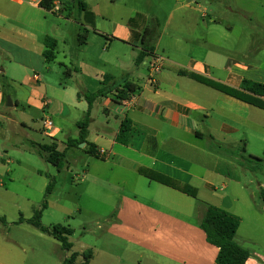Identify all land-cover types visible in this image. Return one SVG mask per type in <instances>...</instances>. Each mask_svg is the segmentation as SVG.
<instances>
[{"label":"rangeland","instance_id":"rangeland-1","mask_svg":"<svg viewBox=\"0 0 264 264\" xmlns=\"http://www.w3.org/2000/svg\"><path fill=\"white\" fill-rule=\"evenodd\" d=\"M84 1L88 4H97L99 1L114 4L111 3L112 0ZM126 3L129 7H126ZM5 4L15 3L0 0V6ZM75 8H78L77 4L73 8V15L79 17L78 10L75 14ZM115 8L114 19L119 23L127 17V11L131 8L146 16L153 28H157L158 24L168 23L163 44L170 45L180 39L181 50L170 45L163 55L176 57L187 65L189 55L197 56V48H204L216 53L211 60L215 65L212 72L214 80L226 79L227 70L224 65L226 68L238 63L247 66L246 78L264 83V0H117ZM214 18L216 22L213 21ZM82 21L86 19L82 18ZM105 21L110 22L107 19ZM204 22L210 28L204 27ZM196 23L200 26L196 27ZM78 28L80 33H77ZM81 34L87 35L82 25L72 23L69 32L65 33L66 41L59 42V60L47 63L42 74L49 81L67 87L73 97V88L82 80L77 79L76 69L73 76L65 74L64 67L60 65L62 60L73 68L84 60L105 71H118L121 63L117 58L119 56L126 64L133 63L137 68L136 56L132 55L135 49L132 46L128 48L118 44L117 48L104 55L105 44L90 41L82 44ZM136 52L139 53L137 49ZM101 55L103 60L108 59L110 63L106 64L99 59ZM148 65H141L137 72L136 77L141 82L148 78ZM180 71L188 70L182 68ZM184 81L185 85L195 84L187 77ZM249 108L250 110L241 112L242 116L246 115V119L215 114L216 118H225L235 128L222 145L210 139L191 140L183 136L184 144L193 145L192 150H195L194 146H199L223 154L219 155V161L213 160L219 168L218 172H202L205 170L194 166L195 171L202 170L200 175L215 181V186L207 190L204 181L200 180L202 178L192 180L195 181L193 185L202 189L199 198H195L160 183H149L146 177L131 166H116L114 158L96 156L79 148L70 149L65 167L58 170L55 165L46 161L34 144L48 141L41 128L43 113L37 112L35 121L30 120L27 122L28 126L24 127L20 119L23 116L21 108L5 107L7 117L0 119V214L6 217L7 223L0 221V264H63V258L71 254L53 237L28 222L18 223L21 216L32 218L45 199L48 200V206L43 210V224L49 227L61 224L72 228L70 240L74 243L73 249L83 252L92 248V264H156L148 257L150 251L145 243L146 236H152L153 241L155 237L163 238L166 251L173 257L180 256L177 248H186L190 255L193 254V257H187L190 264L196 263L194 255L199 251L201 257L210 261L211 253L202 246L199 248L193 238L191 241L186 225L198 220L197 210L205 203L225 210L222 205L228 207L230 203H237L234 207L236 215L241 218V225L236 240L250 249L251 256L256 254L263 259L264 109L254 106ZM29 114L33 115V112ZM95 114L100 120L109 117L111 125L116 123V114L108 115L103 108L95 111ZM136 143L139 145L141 142L138 139ZM216 144V147H212ZM66 146L61 144V149ZM192 150L194 155L195 151ZM185 151L188 152L187 146ZM236 153L241 157L242 166L232 161L234 157L227 155ZM191 163L193 161L187 158L182 161L187 166ZM48 175L57 177V185L46 198L50 180ZM182 177V181L190 182L189 177ZM223 180L228 182L229 188L223 187ZM148 184L157 188H150ZM135 192L140 199H154L153 203L162 210L174 211L172 218H160L164 228L156 231L150 229L153 222V214L150 212L134 214L129 210L121 215L122 205L127 201L122 195H134ZM120 215L133 220L135 225L114 234L112 228L123 222ZM168 225L172 226V230L167 229ZM139 231L145 237H139ZM81 260L84 258H80Z\"/></svg>","mask_w":264,"mask_h":264},{"label":"crops","instance_id":"crops-1","mask_svg":"<svg viewBox=\"0 0 264 264\" xmlns=\"http://www.w3.org/2000/svg\"><path fill=\"white\" fill-rule=\"evenodd\" d=\"M10 2L15 4L0 6V119L7 117V111H4L5 107L21 108L23 115L20 117L23 122L21 124L26 127L28 126L27 122H30V120L35 121V114L41 112L43 113V122L46 118H51L54 122L51 129L45 128L44 123L41 127L48 140L46 143L56 141L61 149V144L67 145L70 139L79 138L80 128L77 122L85 116L88 110L87 100L78 96V86H83L89 92H98L103 88H110L111 91L107 96L98 99L94 103L86 141L80 143L81 145L70 147L67 151V157L72 148L89 151V144H94L97 151H107L105 156L102 157L114 158L113 163L116 166H131L139 174L146 177L149 183L160 182L142 174L140 172L141 168L156 170L174 178L181 184L194 186L198 190V196L195 198H199L202 189L193 185L195 181L192 180L202 178L200 180L204 181L207 190L215 186V181L206 178L205 175H200V171L218 172L219 168L213 160L215 162L219 161V155L223 156V154L205 147L199 148V146H194L195 150H192L193 145L190 143L184 144L183 136L191 140L210 139L222 145L228 140L235 128L225 118L221 120L216 118L215 114L246 119V115L242 116V110H250L249 106L254 105L181 73L180 70L186 68L190 72L214 79L212 78V72L215 65L211 62L216 56L214 51L205 50L204 48L199 49L197 45L199 52L197 56L200 57L189 55L187 65H184L176 57L163 55V52L164 54L167 53L168 47H171L170 45L181 50L179 46L180 39H176L170 45L169 43L163 44V37L168 23L158 24L157 28H153L148 23L147 17L135 8L129 9L127 17H124L122 22L119 23L114 19L117 0L111 1V3H114L113 5L101 1L97 4L85 2L87 10L94 14V20H91L85 11H81L80 0H70L69 2L53 0L51 9L41 6L40 3L35 5ZM76 4L78 8H75V14L78 10L79 17L73 15V8L76 7ZM126 7H129L127 3ZM82 18L86 21H82ZM106 19L110 22L105 21V23L104 20ZM213 21L216 22V18ZM72 23L82 25V28L87 32L86 40L82 44L89 43V41L105 44L103 46V50H106L104 55L117 48L118 44L128 48L132 46L135 49L132 55L135 54L136 56L135 65L137 68L133 63L126 64L119 56L117 58L121 63L118 71L112 69L105 71L102 67L84 60L73 68L62 60L60 65L64 67L65 74L73 76L76 69L78 72L77 79L82 80L73 88L74 97L67 87L61 86V83L59 85L57 82L49 81L47 77H43L42 74L45 72L47 63L59 60V42L66 41L65 33L69 32ZM195 25L196 27L200 26L199 23ZM204 27L208 29L210 25L204 22ZM79 31L78 28L77 33H80ZM47 37H53L57 40L53 60H48L45 56V51L48 49ZM136 49L139 53L136 52ZM153 54L164 57L162 70L156 74L158 80L156 84H153L150 80V62ZM102 58L101 55L99 59ZM103 62L110 63L108 59L103 60ZM141 65H148L149 71L148 78L143 82L136 77ZM224 69L227 70L226 79H216L224 84L240 88L242 80L246 78L247 66L237 63L234 66L228 65L226 68L224 65ZM185 77L190 78L195 84L188 83L189 85H185ZM128 82L137 85L135 92L130 96L135 97V104L132 107L123 106L115 98L119 92L117 88ZM8 96L12 100L11 106L8 104ZM101 108L108 115L116 114L114 125H111L109 117L106 120H100L97 117L95 111H99ZM25 111L29 113L32 111L33 115ZM55 120L57 121L56 125ZM125 120L130 121L131 128V137L128 144L117 141V136ZM16 123L19 124L17 121ZM137 138L141 142L139 145L136 143ZM34 144L38 146L45 143L36 142ZM185 146H187L188 152L185 151ZM190 149L193 152L195 151L194 155ZM227 155L234 157L235 159H232V161L242 166L241 157H238L239 154ZM184 158L193 161V163L188 164V166L182 164ZM195 165L202 170L195 171ZM183 175L189 177L190 182L182 181ZM222 182L225 189L229 188L228 182H224V180ZM160 184L188 195L177 188L163 183ZM148 186L157 188L152 184H148ZM161 191H164V188H161ZM122 197H125L127 201L122 205L121 215L129 210L134 214L150 212L153 214V222L150 226L152 231L164 228L160 218L169 219L174 216V211L170 209L162 210L153 203L155 202L154 199L150 201L140 199L136 192L134 195L123 194ZM236 204L230 203L228 207L223 205L222 207L237 214L234 207ZM207 206L208 204L205 203L197 210L198 220L194 222L195 224L190 221L186 225L190 231L191 241L194 239L199 248L202 246V248L209 250L211 260H205L201 257V251H199L194 255L196 263L191 264H215L218 256V247L208 241L205 231L200 226ZM121 217L123 222L112 228L114 234L124 229L128 230L130 226L135 225L133 220H127L124 216ZM138 228L142 227L138 226ZM167 229L172 230V226L168 225ZM138 236L145 237L140 231ZM152 239V236L145 237V243L150 251L148 257L151 262L156 264H190L187 262V257H193V254L190 255L186 248H177L180 256L173 257L166 251L163 238L155 237L154 241ZM166 242L172 245L171 242ZM157 255L159 257H156ZM245 264H264V257L262 259L261 256L254 254L248 258Z\"/></svg>","mask_w":264,"mask_h":264},{"label":"trees","instance_id":"trees-1","mask_svg":"<svg viewBox=\"0 0 264 264\" xmlns=\"http://www.w3.org/2000/svg\"><path fill=\"white\" fill-rule=\"evenodd\" d=\"M81 11H85L91 20H94V14L87 10V6L84 0L79 2ZM40 5L51 9L53 7V0H41ZM82 43L86 40V34L81 35ZM46 43L48 49L45 51V56L48 60H53L55 58L54 49L57 44V40L53 37H47ZM181 73L192 77L204 84H207L215 89H218L226 94L239 98L251 105L264 109V83L255 81L249 78L242 80L240 88H236L222 82L216 81L209 77L190 72L181 71ZM78 96L83 97L88 102V110L85 116L77 122L80 128V136L77 139H70L67 143V147L64 149L59 148V144L56 141H52L45 144H39L40 154L49 163L55 165L58 170H62L65 167V162L67 160V151L72 146H78L80 143L86 141L89 133V124L91 122V111L94 103L105 96H107L111 89L103 88L98 92H89L83 86H79ZM137 85L128 82L124 86L117 88L119 90L117 96L115 97L119 102L123 99L130 98V96L135 92ZM131 137L130 121L125 120L121 126V130L117 136V141L120 143L128 144ZM212 145V147H216ZM219 147V146H218ZM89 151L94 155L99 156L100 152L96 150L94 144H89ZM140 172L147 176L148 178L163 183L165 185L177 188L188 195L193 197L198 196V190L192 185L181 184L174 178L158 172L152 169L141 168ZM49 183L46 188V198L54 191L57 185V177L53 175H48ZM264 198V191L262 194ZM48 206V200L45 199L42 206L35 210L32 218L25 219L20 217L18 223L28 222L33 225L41 232L53 237L57 240L61 247L65 251L71 252L69 256L63 258V264H91V259L93 258V249H88L86 251L74 250V243L70 240V236L73 234V230L70 227L63 226L61 224H55L54 226H46L42 222L43 210ZM0 221L7 223L5 216L0 214ZM241 225V218L225 209L214 205H208L206 213L204 214L200 226L203 228L207 235V239L211 244L218 247L219 252L215 264H245L249 257H251V251L249 248L243 246L236 240V235L238 229ZM80 258L84 260L80 261Z\"/></svg>","mask_w":264,"mask_h":264},{"label":"built area","instance_id":"built-area-1","mask_svg":"<svg viewBox=\"0 0 264 264\" xmlns=\"http://www.w3.org/2000/svg\"><path fill=\"white\" fill-rule=\"evenodd\" d=\"M16 3H30V4H39L40 0H10ZM164 64V57L159 55V54H153L152 56V60L150 62V66H151V77L150 80L153 84L157 83V78H156V74L158 72H160L162 70ZM121 104L125 107H132L135 104V97H130V98H126L123 99L121 101ZM44 127L47 129H51L54 126V122L51 118H46L44 120ZM100 155L105 156V154L107 153L106 150H100Z\"/></svg>","mask_w":264,"mask_h":264},{"label":"water","instance_id":"water-1","mask_svg":"<svg viewBox=\"0 0 264 264\" xmlns=\"http://www.w3.org/2000/svg\"><path fill=\"white\" fill-rule=\"evenodd\" d=\"M8 104L11 106L12 105V100H11V97L8 96Z\"/></svg>","mask_w":264,"mask_h":264}]
</instances>
